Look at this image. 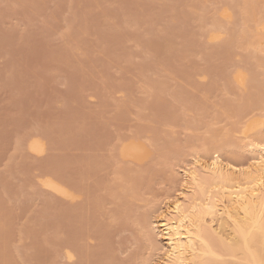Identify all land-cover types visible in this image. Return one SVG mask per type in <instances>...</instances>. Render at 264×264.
I'll list each match as a JSON object with an SVG mask.
<instances>
[{
    "label": "rangeland",
    "instance_id": "1",
    "mask_svg": "<svg viewBox=\"0 0 264 264\" xmlns=\"http://www.w3.org/2000/svg\"><path fill=\"white\" fill-rule=\"evenodd\" d=\"M236 1L0 0V264H158L164 241L150 245L145 225L192 155L247 159L239 129L264 118V52L247 45L264 0L244 24ZM131 139L140 161L120 156Z\"/></svg>",
    "mask_w": 264,
    "mask_h": 264
},
{
    "label": "bare ground",
    "instance_id": "2",
    "mask_svg": "<svg viewBox=\"0 0 264 264\" xmlns=\"http://www.w3.org/2000/svg\"><path fill=\"white\" fill-rule=\"evenodd\" d=\"M253 1L242 0V10H240L242 24L245 23V16L250 18L249 15H252V19L257 15L261 16L255 15L258 7L253 14L255 11ZM223 7L220 8L219 15L223 19L230 20L231 6ZM253 21L254 28L247 45L254 48L260 60V54L263 55L264 52V42L261 41L264 38V20L257 18ZM212 30L209 33L213 40L224 35L221 34L220 29H214L213 32ZM227 36L225 33L223 37L227 38ZM238 41L240 42L241 39L239 38ZM232 71V75L228 78L231 77L234 84L241 86L245 92L244 85L248 73L240 68H234ZM260 118L245 121L239 129L242 136L239 141L240 146L250 155L247 159L239 160L234 153H223L217 149L204 150L202 153L196 152L192 155L191 163L183 168V184L179 194L172 200H166L164 208L158 210L157 215L154 214L153 221H148L150 223L147 222L148 224L145 225L147 229L145 228L144 233H147L144 235L145 239L150 238V245L157 236L162 237L161 240L164 241L159 247L154 245L157 241L155 240L150 248L155 251L158 264H264V130L255 132L254 135L250 134L264 124V118ZM222 136L226 138L224 134ZM40 138L36 136L29 141L28 148L32 152L43 151V142ZM119 153L125 159L140 161L149 152L143 141L141 143L131 139L121 146ZM41 181L52 191L74 198L72 192L65 190L53 178L46 177ZM67 257L71 259L73 254L68 252Z\"/></svg>",
    "mask_w": 264,
    "mask_h": 264
}]
</instances>
